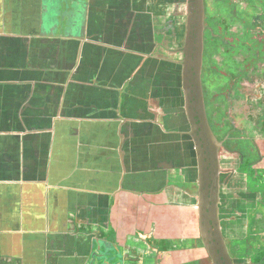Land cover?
I'll return each mask as SVG.
<instances>
[{"label": "flooded vegetation", "instance_id": "af4514ba", "mask_svg": "<svg viewBox=\"0 0 264 264\" xmlns=\"http://www.w3.org/2000/svg\"><path fill=\"white\" fill-rule=\"evenodd\" d=\"M67 3L59 0L71 13L54 31L87 39L89 73L107 65L106 78L91 84L114 89L121 100L120 187L97 210L103 214L87 226L75 222L94 238L75 263L214 264L201 222L205 173L216 177L210 198L230 264H264V0H203L200 83L215 166L196 144L181 84L188 0ZM107 10L111 18H102ZM163 137L181 145L162 150Z\"/></svg>", "mask_w": 264, "mask_h": 264}, {"label": "crops", "instance_id": "0c3cea01", "mask_svg": "<svg viewBox=\"0 0 264 264\" xmlns=\"http://www.w3.org/2000/svg\"><path fill=\"white\" fill-rule=\"evenodd\" d=\"M57 1L0 0V264H76L94 238L75 222L103 214L123 175L120 96L91 84L107 65L89 73L87 39L40 20Z\"/></svg>", "mask_w": 264, "mask_h": 264}, {"label": "water", "instance_id": "95a60500", "mask_svg": "<svg viewBox=\"0 0 264 264\" xmlns=\"http://www.w3.org/2000/svg\"><path fill=\"white\" fill-rule=\"evenodd\" d=\"M47 1L48 0H44V8H47V5L49 3H46ZM54 1L57 2V0ZM66 2H68V7L69 0ZM187 11L189 32L184 48L185 56L181 63V84L185 93L186 110L188 111L187 116L189 117V120L192 122L194 127L193 135L196 140V144L199 147L201 145L200 143H203L202 148L204 149H202V156H204L206 161L210 162L212 166H215V158L213 155V151L216 152V150L214 149L215 144H213L215 143V141L213 140V134L206 120L200 83V67L202 60L203 0H188ZM70 13L71 12L69 10L44 11L41 12V16L43 18L40 20H43V24L45 26L48 16L51 17L52 15H54L58 16V18L60 19H64L69 18ZM198 128L200 132L199 134L196 133ZM197 140H200V143L197 142ZM199 156H201L200 153ZM202 166L203 165H200L201 176L203 172ZM212 171L213 173H215V169ZM209 178L210 177H206L205 173L201 177L200 185L202 187L200 188L199 192L203 240L211 253L214 264H230L223 244V239L221 237V234L219 233V229L217 226V201L210 198L214 195V191L216 190V177L214 176L212 178L213 180H209ZM103 251H105V249ZM112 252L113 251L110 250L109 254Z\"/></svg>", "mask_w": 264, "mask_h": 264}, {"label": "rangeland", "instance_id": "374dc122", "mask_svg": "<svg viewBox=\"0 0 264 264\" xmlns=\"http://www.w3.org/2000/svg\"><path fill=\"white\" fill-rule=\"evenodd\" d=\"M232 24H235V25H237V27H239L240 26V23H237V22H231V25ZM240 35H242V33L240 32ZM262 47V43H260L259 42V40L257 41V42H255V43H253V45H252V52H253V56H252V61H253V59L254 58H258L259 57V53L261 52L260 51V48ZM248 51H249V48H248ZM244 54V53H243ZM246 54V53H245ZM246 56V55H245ZM244 55H243V57H245ZM235 63V62H234ZM235 67H238V64L237 65H235Z\"/></svg>", "mask_w": 264, "mask_h": 264}]
</instances>
